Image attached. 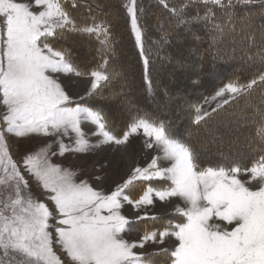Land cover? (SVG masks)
<instances>
[{"label": "snow or ice", "instance_id": "6c2138e0", "mask_svg": "<svg viewBox=\"0 0 264 264\" xmlns=\"http://www.w3.org/2000/svg\"><path fill=\"white\" fill-rule=\"evenodd\" d=\"M154 4L166 16L152 11L153 0H120L119 8L111 0H0V264H153V254L138 250L172 238L174 246L160 250L170 264H264V0ZM121 18L149 91L153 49L173 41L213 63L239 59L256 68L246 81L219 87L210 110L193 106L196 126L227 113L216 128L243 138L249 163L225 157L203 166L166 117L137 108L117 132L102 108L73 98L64 82L72 76H88L85 95L99 97L122 75L109 68ZM75 37L99 44L100 62L88 72L77 65ZM176 63L185 67L182 53ZM133 135L156 154L114 186H103L112 160L93 164L91 175L64 162L102 146L127 148ZM9 138L40 142L17 159ZM173 199L176 222L165 224L150 208ZM126 206L140 214L125 215ZM144 220L153 227L126 239Z\"/></svg>", "mask_w": 264, "mask_h": 264}, {"label": "rangeland", "instance_id": "374dc122", "mask_svg": "<svg viewBox=\"0 0 264 264\" xmlns=\"http://www.w3.org/2000/svg\"><path fill=\"white\" fill-rule=\"evenodd\" d=\"M78 48L81 51H84L86 53L85 59H81V63L84 64L87 59H89V56L91 53V48L87 44H78ZM121 54L120 58L114 60V57H112L113 62L118 63L119 59L121 61H124L126 65L120 66L121 69H118L122 75L119 77V81L117 82L118 88L116 89L115 92H109L105 96H99V97H88L85 95L89 83H90V78L88 76H81V77H76L72 76L68 79H66L65 85L70 86L71 88V94L74 99L76 100H83L85 103L89 104V99H101L103 100H109L108 104L104 108V110L107 112H112L115 115H120L123 117V115L127 116V111L130 109H135V108H143L144 106H149V110L155 114L163 115L169 119L172 117V114L175 112L185 111L188 107V101L194 96H197V94L193 91L187 92V91H169V90H164L163 87H160L157 85V79L158 77L156 76L154 79L155 83V88L153 91L161 93V97L155 98L156 99V104L153 105L151 102L150 98L148 95H146V92H144L143 87H142V81H141V71L138 65V62L136 60V56H133L129 51H130V46L128 43L124 45V47H121ZM120 52V51H119ZM128 52L130 54H128ZM185 54H188V51H184ZM81 52H77V56H80ZM193 54V53H191ZM190 54V55H191ZM123 55V56H122ZM162 57H164V61L158 62L155 61V74H160L159 78L164 82V83H173L176 80L175 72L177 71L176 68L177 66V59H172L170 61H167V57L161 54ZM169 60V59H168ZM196 58H193V62H190L189 65L192 66L195 63ZM246 67L245 65H243ZM194 68V67H193ZM80 69V68H79ZM239 70V67H234L231 69L232 72H237ZM86 72V71H83ZM198 68L195 65V68L187 75H184L183 78L185 79L186 83H189L194 80H198L199 77H201V74H198ZM183 79V81H184ZM132 83L131 86H124L126 83ZM217 80L215 79L213 83H216ZM87 83V86L82 88L80 84ZM216 90H213L209 93L205 94V97L202 99V101L198 105H202L205 110H210L211 107H214L216 102L211 100L212 95L214 94ZM185 94L186 98H183L180 103L177 105L172 103L173 99L175 97H178L179 95ZM196 94V95H195ZM105 98V99H104ZM114 100L112 101V99ZM205 98H207V102L205 101ZM102 100V99H101ZM141 101V103H139ZM95 104V101H94ZM90 105V104H89ZM170 116V117H169ZM114 115H110L109 120L113 118ZM194 117V113H193ZM185 115H181L180 120H185ZM112 121V120H111ZM110 121V122H111ZM176 121V119H175ZM117 122V121H116ZM121 122V121H120ZM113 123V128L115 131L119 130L117 126H114ZM173 124V121H171ZM117 124V123H116ZM91 127V126H89ZM222 133H226V137L224 138L220 133L217 131H211L210 135L208 136L207 141L201 145V147L207 146L209 150H214V151H220V153H225L227 150H239L241 147V151L245 149L246 144L244 143L243 138H241L239 141H237L231 134H229L224 128L221 127ZM122 131V130H120ZM117 131V132H120ZM187 129L184 128L182 130V134L185 136L187 135ZM144 137L142 135H133L130 137V143L127 146V148H118L115 152L109 150L108 153L106 154V157L109 160H113V158L120 157V165H121V170L119 168V173H123L124 169L127 167V161H126V153L127 150L131 151L135 157L136 161H139L140 163H146L152 155H155L156 153L151 150H147L143 147L144 143ZM40 141L38 139L32 140V141H17L13 138H9V143L10 146L13 150V155L15 158L19 159L20 155L22 154L23 150L25 147H32L35 144L39 143ZM109 146H102L100 149H98L94 154H86V155H81L78 157H73L70 158L69 160L64 161L66 164L70 163L75 169L81 170L84 172L86 175H91L93 172V164H97L99 161L103 160L104 158L97 157L98 159L93 160L94 155H98L102 153L104 150H107ZM110 149V147H109ZM139 151V152H138ZM123 154H121V153ZM144 152V153H143ZM149 152V153H148ZM118 155V156H117ZM207 157L206 155H204ZM101 158V159H100ZM85 159V160H84ZM135 161V162H136ZM165 164L168 162L165 161ZM89 165V166H88ZM124 165V166H123ZM126 165V166H125ZM128 173V172H127ZM126 173V175H127ZM243 178V177H242ZM111 180V181H110ZM115 179L112 178H107L105 184L103 185L105 188L109 186H114L115 182H118L119 180L114 181ZM177 203H180L173 199L170 203L168 204H163L162 202H157L155 206H152L150 208V211L155 214L164 217L163 223L167 224L168 221L171 219L173 222H176V217L178 214H176L173 210L176 206ZM160 204V206L166 208L169 207V211L171 212L168 214L169 216H163L158 214L157 206ZM164 205V206H163ZM127 207V206H126ZM126 207L124 209L125 215L135 218L137 215L140 213H137L134 209L133 212L136 213V216H133L132 214L129 215L127 212H125ZM155 207V208H154ZM160 222H157L159 224ZM153 227V222L149 220H144V221H139L137 223L131 224L130 228L131 231L125 233V238L130 240L127 236H138V239L140 236L143 235L144 230L150 229ZM138 234V235H137ZM174 246V245H173ZM162 248H169L168 245H166V242L163 245L160 244H149L146 245L144 249H139L138 251H142L145 254H153L151 255V260L153 261V264H170V261L168 257L164 254H161L160 250ZM171 248V247H170Z\"/></svg>", "mask_w": 264, "mask_h": 264}, {"label": "trees", "instance_id": "16d2710c", "mask_svg": "<svg viewBox=\"0 0 264 264\" xmlns=\"http://www.w3.org/2000/svg\"><path fill=\"white\" fill-rule=\"evenodd\" d=\"M145 2L147 3L148 0H145ZM111 3L116 8H119L120 6V0H111ZM152 11L166 16V13H164L161 8L155 6L154 0H153ZM121 16H123V13H121ZM114 32L116 36V42L114 45L116 54L114 56V60L120 58V54H121L120 48L124 47V45L128 43L130 46L129 52L133 56H136V60L138 62V65L141 71V81H142L143 90L144 92H146V95H148L153 105L156 104L155 98L161 97L160 95L161 93L153 91V89L155 88L154 79L156 76L158 77L157 85L160 87H163L164 90L166 89L169 91H187V92L193 91L197 94V96H194L191 99H189L188 107L185 111L180 110L179 112H176V113L174 112L172 114V117L169 116L171 119L167 117L166 118L173 121V124L171 123L172 131L178 136V138L187 140L189 143H191L198 149V151L201 154V161H202L203 166H208L209 164L215 165V164L225 163L226 162L225 157L241 159L244 163L250 162L252 150L248 148L247 145L245 149H243L242 151L240 147L239 150H235V151L227 150L225 153H220V151L218 152L217 150L211 151L208 149L207 146L203 148L201 147V145H203L207 141L208 136L210 135V132L213 130L220 133L224 138H227L226 133H222L223 130L221 128L219 129L216 128L217 121L223 119L227 115V113L222 112L220 116L216 117L215 120L209 121L208 124H201L200 126H196L195 124H193L192 120H193V113H194L193 106L198 105L202 101V99L205 97L206 93H209L213 90H217L219 87H222L224 84L228 83L229 80L239 78L242 81H246L247 79L251 77L252 74L255 73L256 71L255 67H248L239 59L229 60V61H216L215 63H213V61L211 60V57L204 54L203 50H201L200 53L193 52V54L188 55L184 53V51L187 50L186 47H184L183 45H178L175 43V41H173L172 44L163 46L158 52L156 49H153L152 64L150 65V72H149V76L151 80V91H149V84L145 80L144 66L140 58L139 51L135 46V41H134V38L130 34L128 25L123 18H121L116 23ZM150 36L152 37V39L156 38V34L154 32H151ZM79 43L87 44L91 48V53H89L90 54L89 59H87V61L84 64L81 63V59H85L86 53L84 51L79 50L78 48ZM71 46L73 47L74 53L76 55L77 65L82 72L90 71L93 67L96 66L97 63L100 62L99 57L97 56V52H96V49L99 47V44L94 39L91 42H89L88 38L86 37L84 38L75 37L74 41L71 43ZM78 51L81 52L80 56H77ZM129 52L128 54H130ZM181 53L183 55V63L185 67L182 69L179 67L176 68L177 71L174 73L176 76L175 82L164 83L159 78L160 74H155V66H156L155 61H158V62L164 61V57H162L161 54L163 55L165 54L164 56H166L169 59V60L167 59V61H170L172 59H179L181 57ZM193 58H196L195 63L192 66H190L189 63L193 62L192 61ZM123 65L125 66L126 63L124 61H121L120 59L118 63H115L113 62V60H111V63L109 64V68L110 69L115 68L116 70H118V69H121L120 66H123ZM195 65L198 68V72H199L198 74L199 75L201 74V77H199L197 81L194 80L189 83H186L183 76L189 74L195 68ZM243 65H245L246 67H244ZM234 67L235 68L239 67V70L237 72H232L231 69ZM215 79L217 80V82L213 83ZM118 81H119V78H117L109 86L104 88L102 96H105L109 92L110 93L115 92L116 89L118 88V85H117ZM131 84H132L131 82L126 83V85L124 86H131ZM183 98H186L185 94L175 97L172 103L177 105L178 103L182 101ZM101 99L99 100L98 99L96 100V98L89 99L91 100L89 101V104L102 108L104 113L107 115V117H110V115H114V117L111 118L112 121L111 120L109 121L114 122V126H117V128L119 129L117 131L124 130L131 116L135 115V109L137 108L130 109L129 111H127V116L125 114V116L123 115V117H121L120 115H115L112 112H108V111L106 112L104 108L106 107V105H109L108 104L109 100H106L105 98H104L105 100H103V98ZM113 100L114 98L112 99V101ZM94 101H95V104H94ZM139 103H141V101ZM234 107L235 106L230 107L228 109V112H231ZM139 109H141L142 111L150 112L154 115L165 117L163 115H159V114H155L151 112L149 110V106H144L143 108H139ZM181 115H185L186 118L185 120L178 121ZM184 128H186L188 131L187 135L185 136L182 134V130H184ZM204 155H206L207 157H205Z\"/></svg>", "mask_w": 264, "mask_h": 264}, {"label": "bare ground", "instance_id": "6f19581e", "mask_svg": "<svg viewBox=\"0 0 264 264\" xmlns=\"http://www.w3.org/2000/svg\"><path fill=\"white\" fill-rule=\"evenodd\" d=\"M80 86L82 87V88H84L85 89V87L87 86V83L85 84V83H83V84H80ZM110 147V146H109ZM109 147H108V149L107 150H104L102 153H100V154H98V155H94V157H93V160H96V159H98L97 157H101V158H104V157H106V154L108 153V151L110 150L109 149ZM139 152V151H138ZM121 153V152H120ZM144 153V152H143ZM149 153V152H148ZM121 154H123V153H121ZM118 156V155H117ZM100 158V159H101ZM136 159V157H135V155L131 152V151H129V150H127V153H126V161H127V167L124 169V171H123V173H119V168H120V170H121V165H120V157H116V158H113V160L112 161H114L113 162V165H112V167L111 168H109L108 169V177L107 178H112V179H115L114 181H116V180H120L121 179V177H123V176H125L126 175V173L129 171V169L133 166V164L135 163V161L137 160H135ZM85 160V159H84ZM89 166V165H88ZM124 166V165H123ZM126 166V165H125ZM111 181V180H110ZM107 183V182H106ZM165 205V204H164ZM163 205V206H164ZM165 207V206H164ZM164 207H162V206H160V204H158V206H157V210H158V214H160V215H163V216H169L168 214H170L171 212L169 211V209H171V208H169V207H166V208H164ZM152 208V207H151ZM155 208V207H154ZM153 209V208H152ZM125 212H127V214H129V215H133V216H136V213L135 212H133V210H132V208L130 207V206H127L126 207V210H125ZM132 229V228H131ZM138 235V234H137ZM130 240H137L138 239V236H135V237H132V236H127ZM166 245H168L169 246V248L170 247H173V245H174V238H172V240H167L166 241Z\"/></svg>", "mask_w": 264, "mask_h": 264}]
</instances>
